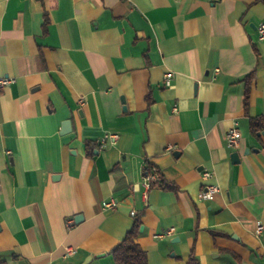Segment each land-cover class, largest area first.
Returning a JSON list of instances; mask_svg holds the SVG:
<instances>
[{
  "label": "crops",
  "instance_id": "1",
  "mask_svg": "<svg viewBox=\"0 0 264 264\" xmlns=\"http://www.w3.org/2000/svg\"><path fill=\"white\" fill-rule=\"evenodd\" d=\"M260 24L264 0H0V264H115L136 219L147 264H264Z\"/></svg>",
  "mask_w": 264,
  "mask_h": 264
},
{
  "label": "built area",
  "instance_id": "2",
  "mask_svg": "<svg viewBox=\"0 0 264 264\" xmlns=\"http://www.w3.org/2000/svg\"><path fill=\"white\" fill-rule=\"evenodd\" d=\"M257 35H258V40L260 41H264V24H260L257 27ZM170 77L171 74H166L164 76V81L165 84L168 87H171L170 84ZM13 82L12 79L10 78H4L0 76V91L5 88L6 86L10 85ZM240 138H241V134L239 132V129L237 128V122H233L232 127L228 130L227 134H226V145L228 148L230 149H235L239 146L240 143ZM117 140V135L115 134H105L104 136H102V138L99 140L98 142V147L99 149H102L105 147L106 142L110 141L112 143H114ZM203 179L210 181L212 179V173L208 172V171H204L203 174ZM160 178H159V174L157 172V168L155 166H151L150 171L147 173V175L145 176L144 179V188H145V193H144V198L146 197V192H148L152 186L157 185V183L159 182ZM220 192V188L218 185H216L215 183H207L204 185V187L202 188L199 198L202 201H212L215 196ZM105 208L107 209H112L113 208V203L109 202L105 204ZM73 222L69 221V225H72ZM262 226L259 225L257 226V233L260 232L262 230ZM173 232L172 229L168 230L165 234L161 235L160 237L163 236H169L171 235ZM73 250H71L70 248L67 249L66 251V255H70L72 254Z\"/></svg>",
  "mask_w": 264,
  "mask_h": 264
},
{
  "label": "trees",
  "instance_id": "3",
  "mask_svg": "<svg viewBox=\"0 0 264 264\" xmlns=\"http://www.w3.org/2000/svg\"><path fill=\"white\" fill-rule=\"evenodd\" d=\"M259 126L256 121L251 122L253 132H257ZM139 228L140 220L136 219L123 240L112 251L115 264H147L146 254L137 243ZM187 264H198V262L194 256H191Z\"/></svg>",
  "mask_w": 264,
  "mask_h": 264
},
{
  "label": "water",
  "instance_id": "4",
  "mask_svg": "<svg viewBox=\"0 0 264 264\" xmlns=\"http://www.w3.org/2000/svg\"><path fill=\"white\" fill-rule=\"evenodd\" d=\"M64 126L66 127V129H68V128H69V123H68V122L65 123ZM263 134H264V132H263ZM237 157H238L237 153H233V154H232V158H233L234 160H237Z\"/></svg>",
  "mask_w": 264,
  "mask_h": 264
}]
</instances>
